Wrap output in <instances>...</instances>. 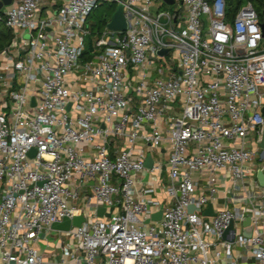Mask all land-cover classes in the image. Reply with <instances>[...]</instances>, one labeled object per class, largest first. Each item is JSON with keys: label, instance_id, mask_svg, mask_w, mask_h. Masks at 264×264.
Segmentation results:
<instances>
[{"label": "built area", "instance_id": "built-area-1", "mask_svg": "<svg viewBox=\"0 0 264 264\" xmlns=\"http://www.w3.org/2000/svg\"><path fill=\"white\" fill-rule=\"evenodd\" d=\"M107 1L127 26L93 33ZM155 1L0 10V264H264L263 21L251 1L231 21L228 0Z\"/></svg>", "mask_w": 264, "mask_h": 264}, {"label": "water", "instance_id": "water-1", "mask_svg": "<svg viewBox=\"0 0 264 264\" xmlns=\"http://www.w3.org/2000/svg\"><path fill=\"white\" fill-rule=\"evenodd\" d=\"M12 0H0V10L2 9V7L6 4H9L11 3ZM166 2L168 3H173L174 0H165ZM232 1L229 2V4H231ZM108 26L110 28H113V29H125L126 26H127V22H126V18L124 16V12H123V5L122 4H118V11L113 15L111 21L108 23ZM261 27H262V30H263V36H264V21L261 23ZM91 49H92V45H91ZM168 52L167 49H163L160 51V54H166ZM34 103V101H33ZM263 113H264V109H263ZM261 147L264 148V139L263 141L261 142ZM31 155H34L35 154V151L34 149L31 150L30 152ZM153 157H152V154L149 153L146 157V160H145V164L148 168H151L153 166ZM146 177H148V174L146 175ZM257 177L259 179V182L261 183V185H264V172L259 170L258 173H257ZM191 211L194 209L193 206H190L189 208ZM105 209L103 207L99 208L98 209V214L100 216L103 215ZM204 214L205 215H215V212H214V207H213V204L210 203L207 207V209L204 211ZM162 216V211H158L156 213H153L152 216H151V219L152 220H158L160 219ZM84 220V217L83 216H76L74 217L73 220H71L70 218L66 217L64 218L63 221L61 222H55L53 223L52 227L54 229H57V230H69L71 228L72 225H80L81 222ZM150 221V219H147L145 222L148 223ZM249 222V219H247L246 223ZM232 227V225L230 226V228ZM251 230H247L246 231V234H250Z\"/></svg>", "mask_w": 264, "mask_h": 264}, {"label": "rangeland", "instance_id": "rangeland-1", "mask_svg": "<svg viewBox=\"0 0 264 264\" xmlns=\"http://www.w3.org/2000/svg\"><path fill=\"white\" fill-rule=\"evenodd\" d=\"M249 0H244L243 4H247ZM58 2H61V0H58ZM161 3V6H160ZM176 4H165L162 2V0H157L154 3L153 11L156 12L158 9H168L172 11L175 9ZM5 7H3L4 9ZM118 11V5L115 2L107 1L102 2L99 4V6L92 12L91 16L89 17V21L91 24L103 27L108 21H110L113 17V15ZM59 233L57 231L52 232V236L49 237L51 242H54L57 240V236Z\"/></svg>", "mask_w": 264, "mask_h": 264}, {"label": "trees", "instance_id": "trees-1", "mask_svg": "<svg viewBox=\"0 0 264 264\" xmlns=\"http://www.w3.org/2000/svg\"><path fill=\"white\" fill-rule=\"evenodd\" d=\"M232 1L231 4L229 2ZM244 0H228V6H227V19L229 21L233 20L239 7L243 5ZM253 3L255 6L259 18L261 21H264V0H249ZM106 25V24H105ZM101 27V25L93 26V33H96L97 31H100L105 27ZM13 39V32L6 27L5 23L3 21H0V51L5 48Z\"/></svg>", "mask_w": 264, "mask_h": 264}, {"label": "crops", "instance_id": "crops-1", "mask_svg": "<svg viewBox=\"0 0 264 264\" xmlns=\"http://www.w3.org/2000/svg\"><path fill=\"white\" fill-rule=\"evenodd\" d=\"M138 144H139V146H144L145 147V145L143 143H141V142L138 143ZM145 149H146L147 155L149 153H153V155H157V150H155V149L152 150L151 148H148V147H145ZM162 149L164 151V155L163 156L166 158L169 155V152H170L169 143L165 142V144H164ZM147 174H148V172L145 173V176ZM155 197H158L159 199L164 200V201L166 200L165 194L162 193L161 191H158V193L155 195ZM223 197H224V192L220 191L218 200H217V202H215L217 207H219L220 205L223 204V202H224V198ZM215 204H213V207H214ZM40 246H43V245L40 244Z\"/></svg>", "mask_w": 264, "mask_h": 264}]
</instances>
